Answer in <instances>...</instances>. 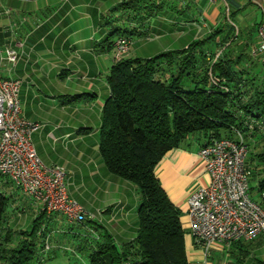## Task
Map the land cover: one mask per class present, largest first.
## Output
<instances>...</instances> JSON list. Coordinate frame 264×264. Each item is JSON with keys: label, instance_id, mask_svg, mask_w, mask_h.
I'll return each mask as SVG.
<instances>
[{"label": "crops", "instance_id": "obj_1", "mask_svg": "<svg viewBox=\"0 0 264 264\" xmlns=\"http://www.w3.org/2000/svg\"><path fill=\"white\" fill-rule=\"evenodd\" d=\"M185 1L0 0V77L21 80L22 114L28 121L41 124L31 135L37 154L44 163L66 169L68 194L92 215L88 225L96 224L99 230L108 231L116 244L135 235L140 196L132 183L107 170L99 153L101 114L109 96L107 77L113 65L112 48L105 42L111 29L119 25L128 29L125 34L133 33L131 47L134 38L144 39L141 35L146 32L154 37H166L172 32L178 36L190 34L194 40L222 25L223 36L230 31L224 22L228 20L223 13L227 5L235 26L242 25L245 37L254 36L252 49L257 43V24L264 20V0H223L215 4L188 0L195 4L194 11L201 20L205 19L203 24L181 17ZM174 2L177 4L171 6ZM160 22H168V26L162 28ZM238 44L249 46L243 39ZM9 49L17 54L14 62L6 58ZM164 50L167 49L163 47L161 51ZM132 54L130 48L127 57H137ZM250 145L248 166L256 164L255 159H250L251 153L258 151L253 148L256 144ZM200 146L195 139L184 141L161 158L154 172L180 210L189 264H213L194 244L187 225V197L197 185L209 181L198 155ZM0 192L8 198L3 249L20 244L38 222V228L44 230L41 236L50 235L51 250L44 260L28 264H84V254L90 251L87 245L95 244L90 235H96L98 230L87 224H67L61 214L40 218V204L1 174ZM38 232L36 250L41 247ZM86 232L85 240L81 234ZM250 248L245 242L233 243L229 248L217 244L211 248V256L213 252L238 259L243 255L245 260ZM2 258L0 264H6Z\"/></svg>", "mask_w": 264, "mask_h": 264}, {"label": "trees", "instance_id": "obj_2", "mask_svg": "<svg viewBox=\"0 0 264 264\" xmlns=\"http://www.w3.org/2000/svg\"><path fill=\"white\" fill-rule=\"evenodd\" d=\"M227 14L232 17L229 8ZM228 20L226 26L230 31L226 35L221 36L222 25L215 26L184 48L167 49L148 58L127 57L113 63L107 77L109 96L101 114L99 153L112 175L136 187L140 202L136 233L122 243L116 244L112 235L103 228L99 230L96 224L89 226L91 219L77 224L84 227L87 224L99 231L90 235L95 244L87 245L90 264H189L180 210L161 187L154 172L156 165L169 150L191 139L204 146L223 137L234 138L236 131L246 140L264 139V78L255 75L253 69L255 63L260 64L259 58L252 53L244 54V49L234 55L229 46L238 33L233 21ZM127 32L125 27L114 26L105 39L107 46L113 51L115 40L123 36L130 41L131 48L133 33ZM141 37L148 39L154 35L146 32ZM222 45L225 46L216 56ZM211 76L218 79V85L212 83ZM185 77L191 87L183 84ZM253 159L257 165L249 164L253 168L250 172L259 178L250 191L255 190L257 200L264 203V151L251 153L250 161ZM7 205L8 198L0 192L3 263L44 260L51 249L45 254L40 251L44 230L38 228V222L20 244L3 249ZM40 214V218L45 217L43 210ZM38 231H42L41 247L36 250ZM81 235L86 240L88 233ZM259 238L246 244L251 245ZM243 258L241 255L240 259Z\"/></svg>", "mask_w": 264, "mask_h": 264}, {"label": "built area", "instance_id": "obj_3", "mask_svg": "<svg viewBox=\"0 0 264 264\" xmlns=\"http://www.w3.org/2000/svg\"><path fill=\"white\" fill-rule=\"evenodd\" d=\"M208 1L215 4L223 0ZM256 35L257 43L251 53L264 62V20L258 23ZM129 50L130 41L118 37L113 44V63L120 61ZM6 58L14 62L17 54L14 50H6ZM211 81L215 85L219 83L213 76ZM20 87V79L0 77V174L39 203L45 214H61L67 224H82L92 215L68 194L66 169L44 163L37 154L31 135L41 124L23 116ZM198 155L209 181L197 185L189 193L187 225L194 244L207 258L214 245L229 248L233 243L250 242L261 236L264 233V203L250 194L251 172L246 163L248 144L242 133L236 131L234 138L223 137L200 146ZM49 236V233L43 235L40 250L43 254L51 249Z\"/></svg>", "mask_w": 264, "mask_h": 264}, {"label": "rangeland", "instance_id": "obj_4", "mask_svg": "<svg viewBox=\"0 0 264 264\" xmlns=\"http://www.w3.org/2000/svg\"><path fill=\"white\" fill-rule=\"evenodd\" d=\"M177 2L171 3V6L176 5ZM183 7V14L181 17L186 16L188 18H191V20H196L197 22L203 24V22L205 23V19L201 20V16L198 12H195L194 8H195V4L193 2H190L187 0V2L185 1V3L182 5ZM192 11V13H191ZM185 12V13H184ZM223 13H225L226 18L229 17L228 19L232 20V17L228 16V10H227V6H225V10L223 11ZM172 15H174L175 17H180V15H175L174 13H172ZM187 18V19H188ZM178 19L176 18L175 21L176 23ZM173 21V20H172ZM225 25H227V23L229 24L230 21H228L227 19L224 21ZM160 27L162 26V28H165L166 26H168V22H160ZM227 27V26H226ZM237 27V33L238 36L233 37V45H230L229 48L232 50V52L234 53V55H237L240 51H244L246 55L251 54L252 49L254 48H250L251 43L254 42V36L252 35L251 39L245 37L246 31L244 32L242 29V25H236ZM196 30V29H195ZM235 30V29H234ZM235 30V32H236ZM233 33V32H232ZM253 33V32H252ZM177 32H172V33H168L166 34V37L163 36H155V37H151L148 39H140V38H134V43L131 47V51L133 52V56L136 55L137 57H152L156 54H158L159 52H161L162 48H166V49H181L186 47L192 40L193 38L190 36V34L188 35H184V36H178ZM247 41V45H242L240 44L239 46V42L241 40ZM217 40V38H216ZM219 44V42H218ZM225 46L222 45L220 47V49ZM248 48H247V47ZM246 48V49H244ZM220 49H217V51H219ZM244 49V50H243ZM127 55H124V58H127ZM245 58V57H244ZM256 59L259 58V56H255ZM121 59V60H122ZM120 60V61H121ZM113 61V58H112ZM247 61L249 62V59H247ZM119 62V61H118ZM260 64L255 63L254 65V73L255 75L258 74V77H263L264 78V62L259 60L258 61ZM183 84H185V86L191 87L190 82L186 80V77L183 80ZM253 140V139H252ZM252 140H246V142L250 143V144H256V146H254L253 148H258L259 150L264 151V139H257L256 143L252 142ZM251 146V145H250ZM250 146H248V155H249V150H250ZM256 152V153H257ZM248 158V157H247ZM247 161V160H246ZM257 165V162L256 164ZM254 166V165H251ZM249 167V166H248ZM261 166L258 165L257 169H260ZM250 171H252L251 167H249ZM259 178V175H254L251 173V176L249 178V186L250 187H255L256 186V181ZM251 196L254 199H258L257 197V193L255 190H251L250 191ZM247 243V242H245ZM251 248L249 250V257H246V259L244 260V258L238 259V257H234L233 255L226 257L223 255H219L217 254V252H213V255L211 256L212 253V249L210 251V255H209V259H211V261L213 262V264H224V263H232V264H258V261L264 262V233L260 236V238L258 240H256L255 242H253L251 245ZM91 260L88 258L87 254H84V264H90Z\"/></svg>", "mask_w": 264, "mask_h": 264}]
</instances>
